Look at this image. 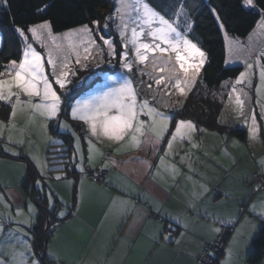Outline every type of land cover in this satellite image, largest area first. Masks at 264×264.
Here are the masks:
<instances>
[{
  "label": "crops",
  "instance_id": "1",
  "mask_svg": "<svg viewBox=\"0 0 264 264\" xmlns=\"http://www.w3.org/2000/svg\"><path fill=\"white\" fill-rule=\"evenodd\" d=\"M259 22L242 40L224 39L226 67L241 66L245 73L243 61L261 63H254L241 84H236L239 75L227 85L219 117L224 133L196 126L202 131L192 133L191 138H177L168 150L175 122L181 120L176 114L185 99L175 107L148 100L159 111L173 116L168 134L155 146L143 143L144 137H139V147H132L129 139L121 143L103 136L98 139L88 124L72 119L70 112L67 120H61L60 115L47 120L23 105L17 107L13 119L9 115L6 120L0 119L2 124H17L14 133L18 134L14 141L6 134L0 138L2 257L9 264H13L14 255L19 260L20 253H24L26 264L39 259L25 246L30 243L33 248L40 226L46 238L43 253L49 264H199L204 246L214 244L222 235L220 264H249L252 240L264 225V186H258L253 178L256 171L264 175V82L260 75L264 71V43L259 45L264 25L258 26ZM106 75L112 74L99 76V84L71 103L102 89ZM80 82L73 88L80 87ZM133 83L138 99H144L136 80ZM237 95L244 101L242 106L236 104ZM21 100H27L22 93ZM11 111L9 106V114ZM51 126L71 136L72 176L60 166L48 165L47 153L60 143L51 134ZM235 130L244 131L243 140L230 134ZM93 172H106L105 181L92 180L89 174ZM58 176L61 179H56ZM49 196L54 210L48 208ZM252 205H256L255 213L250 210ZM61 211L67 213L63 219L58 216ZM41 214L44 221L39 220ZM258 264H264V259Z\"/></svg>",
  "mask_w": 264,
  "mask_h": 264
},
{
  "label": "snow or ice",
  "instance_id": "2",
  "mask_svg": "<svg viewBox=\"0 0 264 264\" xmlns=\"http://www.w3.org/2000/svg\"><path fill=\"white\" fill-rule=\"evenodd\" d=\"M0 2L7 3V0H0ZM243 5L256 7L254 0H243ZM182 11L183 6L181 5L180 11L173 13V16L177 19L172 20L166 18L164 14L155 10L148 3H142V0H119V7L114 9V13L120 18L121 30L119 34L122 40V50L120 52H117L112 39L103 36L100 37L103 45H98L88 25L71 29L59 35L53 34L51 23L47 20L31 25L26 29L17 27L16 32L24 41L22 55L19 61L11 60L6 66L11 79H0V101L7 103L12 108L9 119H13L16 116L17 107L23 105L29 106L31 110L40 113L47 120L59 117L62 106L68 97L66 93L58 92L57 87H54V85L58 86L59 89H64L66 84L70 83L68 77L76 75V72L80 70L71 68L69 57L75 54V64L81 65V68H86V64H81L80 55L77 51L79 45L72 39L74 36L78 38L79 44L85 45V60L89 58L91 51L95 49L99 52L101 59L104 55L109 57V64H111L112 59H118L121 68L126 69L127 73L133 72L134 63L129 59L128 43H123L131 23L139 25V31L135 26L131 28L130 43L134 51L135 65L146 64L151 54L152 62L161 65L158 69L159 72L163 73L165 67H169V73L172 74L169 83L177 90L178 95L186 97L187 92L185 89L187 88L190 91L191 85L196 82V78L206 62V55L197 43L186 38V33L178 30V17L182 14ZM130 13L135 15H129ZM111 18L109 16L105 20ZM92 24L97 26V31L100 30L98 27L99 21H92ZM153 24L156 26L153 27ZM260 25H264V10H261V21L258 26ZM145 26L147 27L146 35L151 38L150 42H143L140 39L145 35ZM220 27L223 28V24ZM106 28L107 23L105 24ZM188 30H191V25H188ZM85 37L87 38L86 44ZM30 39L31 41H38L41 47L48 49L47 70L44 56L36 50ZM47 41H51L52 46H49ZM65 41H67V44L64 43ZM235 43L238 44L239 42L236 41ZM104 46L107 47V53L104 52ZM241 51H243L242 48ZM157 54H159V57L168 55L169 59H158ZM172 54H174V62ZM261 55L264 56V53ZM247 67L251 68L252 65L248 64ZM136 70L141 76L148 75L150 79L153 78L150 73H145L138 67ZM4 74V72H0V77ZM245 75L244 72H241L236 84H241ZM260 75L262 82H264V71ZM154 79L157 86L165 83L164 76L155 77ZM167 86L165 84V87ZM148 87L151 88V84ZM13 89L18 91H13ZM235 91V86H233V92ZM257 92H259V88H257ZM21 93L28 99L21 100ZM34 97L40 99L33 100ZM13 98L15 99L13 100ZM229 98L231 99V96ZM243 103L244 101L237 95L236 104L242 106ZM68 109L70 117L88 124L89 131L98 139L103 136L114 143H121L129 139L132 147L140 146L139 137L145 138L143 141L145 144L158 145L168 134L169 126L173 120L172 115L159 111L147 99H138L137 89L134 87L132 78L127 74L106 75V83L102 89L87 98L75 100L74 103L68 105ZM262 115H264V112H262ZM145 116L148 118L147 120L141 119ZM253 124H255L254 116ZM57 126L60 127L59 124ZM0 127H3L2 123H0ZM64 127L67 128L68 126L64 125ZM196 131H202V129H197L191 120L181 119L176 121L175 130L171 132V138L167 142V149L172 148L173 141H176L177 138L180 140L185 137L191 138L192 133ZM78 150L79 138H77ZM91 151L92 145L89 142V152L91 153ZM12 154L19 155L18 153ZM167 154L168 151L166 150L165 155ZM160 159L163 163L164 157ZM181 159L183 160V157ZM141 163L151 167L147 161H141ZM171 170L176 171L174 166ZM81 171H83L82 167ZM56 179H61V177L58 176ZM37 184H39V181H37ZM48 199L49 208L54 210L55 206L51 196ZM250 210L255 213L256 205H252ZM66 215L67 213L63 211L58 213L61 219ZM228 223H231V221H228ZM214 231L219 233L220 229L216 228ZM163 239L169 240L170 237L164 236ZM25 247L28 251L32 250L30 243ZM229 254L231 255V253ZM23 257L24 253H20V259L16 260L14 255L13 264H26ZM0 264H9V261L0 256ZM32 264H43V261L33 259Z\"/></svg>",
  "mask_w": 264,
  "mask_h": 264
},
{
  "label": "trees",
  "instance_id": "3",
  "mask_svg": "<svg viewBox=\"0 0 264 264\" xmlns=\"http://www.w3.org/2000/svg\"><path fill=\"white\" fill-rule=\"evenodd\" d=\"M145 2L172 20L177 19L173 13L180 11L182 5L183 11L178 17V30L186 33V38L197 43L206 55V62L201 69L200 76L176 117L191 120L197 127L219 134L224 133L225 127L219 124L225 100L224 92H226L227 85L242 72L241 66L226 67L224 39L242 40L246 38L261 20L264 0H254L256 7L253 8L244 6L243 0H145ZM113 10V0H7V3L0 2V72H6L9 61H19L21 58L22 43L16 32L17 27L26 29L47 20L51 23L53 33L58 34L80 28L83 25L90 26L92 21H102L110 16ZM221 24L223 28L220 27ZM188 25H191L190 31ZM262 63L264 68V61ZM101 73L106 72L102 70ZM83 78V75L79 76L77 81H82ZM83 80H87L86 85L73 88L77 82L76 79L74 80V85L67 93L68 98L62 106L61 120L68 119V105L75 98L84 94L92 85L96 86L100 83L99 75ZM8 115L9 106L0 103V119L6 120ZM50 132L60 139V143L52 146V150L47 153L48 165L64 164L63 171L69 176L74 175L73 163L62 161L69 159L71 154V136L59 133L57 128L52 126ZM230 134L240 140L244 139L243 130H235ZM57 148L61 150L55 151ZM20 159L23 160V158ZM28 169L30 176L32 169L29 164ZM39 220L44 221L42 214ZM49 225H51V219ZM39 227L33 242V253L43 261V264H49L43 253L46 238ZM46 237L48 238V235ZM203 252L204 250L200 257L203 256ZM223 252L224 248L217 256L215 264L221 263ZM208 257L214 258L215 255L209 253ZM263 259L264 225L252 240V251L247 261L249 264H258Z\"/></svg>",
  "mask_w": 264,
  "mask_h": 264
},
{
  "label": "rangeland",
  "instance_id": "4",
  "mask_svg": "<svg viewBox=\"0 0 264 264\" xmlns=\"http://www.w3.org/2000/svg\"><path fill=\"white\" fill-rule=\"evenodd\" d=\"M113 3H114V9L119 7V0H113ZM142 3H146L145 0H142ZM247 8H249V7H247ZM141 12H142V7H141ZM129 15H135V14L134 13H130ZM110 16L112 18L107 20V21L105 19L102 20V21H99V25H98V27L100 29L99 31H97V26L93 25V24H91L89 26V28L92 30V36L96 39L98 45H101V46L103 45V41L100 39V37L103 36L105 38L112 39L114 44H115L117 52H120L122 50V48H121L122 40H121V37H120V34H119L120 30H121V28H120V18H119V16H117L114 13V10H113V13ZM126 19H127V17H126ZM106 23H107V28L105 29V24ZM134 26L137 27V30L139 31V25L137 23L129 24L128 31L126 32V36H125V38L123 40V43H128L129 59H131L133 61V63H134L133 72L127 73L126 69L121 68L120 64L118 62V59H112L111 60V64H109V62H108L109 61V57L107 55H104L103 59H101V56H100L99 52L96 51L95 49H93L91 51V55L89 56V58L87 60H85L84 59V56L86 55V53L84 52V46L85 45L79 44L78 38L74 36L72 39L75 42H77V44L79 45L78 48H77V51L79 52V55H80L81 64H86V68H81V65L75 64L76 55L72 54L69 57L70 66H71V68L73 70H76V69H80V70L76 72V75H74V76L70 75L68 77V80L70 81V83L66 84V87L64 89H59L60 92H64V93L67 92L68 93L69 91H71V87H72V85H74V80H71L73 77H77L78 78L79 76L82 77V75H83L84 78L91 77L93 75L102 76V75H104L103 73H101V71L103 70V71H105L108 74H127L128 76H130L132 78V80H134V81L136 80V83H137L138 87H140V89H141V95L144 92V94H143V97H145L144 99L153 100V102H155L156 104L158 103L160 106L164 105V103L165 104L168 103L170 106L175 107V106H177L179 104L180 101H184V99H186V97L188 96L190 91L193 89L195 83H193L191 85V90L190 91L187 88L185 89L186 92H187V96L186 97L185 96H181V95H178L177 90L172 86L171 83H169L170 75H172V74L169 73V67L166 66L165 67V71L163 73L159 72L158 69L161 67V65L159 63L154 64L152 62L151 54L149 56V61H147L146 64H144V65H135L134 51L132 50V45L130 43L131 35H132L131 34V28L134 27ZM155 26L156 25L153 24V27H155ZM62 33H64V32H62ZM62 33H58V34L53 33V34L54 35H59V34H62ZM146 33H147V27L145 26V35L142 36L140 39L143 42H150L151 38L149 36H147ZM256 35L257 34L252 35V37H255ZM19 38L21 40L22 49H23V47H24L23 38L22 37H19ZM257 38H261V37L257 36ZM84 39H85V44H86L87 43V38L85 37ZM30 42H32L33 46L36 48V50L41 52L42 55L44 56V58H45V67H46V70H47L48 66L46 64V60H47V51H48V49L41 47L40 43L38 41H31V39H30ZM47 43L49 44V46H52L51 45V41H47ZM64 43L67 44V41H65ZM263 43H264V38L260 39L259 45L261 46V45H263ZM22 49H21V55H22ZM107 51H108L107 47L104 46V52L107 53ZM262 53H264V48L261 51V54ZM157 58L158 59H163V60H168L169 59L168 55H165L163 57H159V54H157ZM172 60L174 62V54H172ZM242 63H243L242 64L243 67L245 68V74L246 75L250 74L249 71L251 69H253L254 63H257V66L259 64H261L259 60H255L254 62H250V63L247 60H245ZM248 64H251L252 67L248 68L247 67ZM245 65H246V67H245ZM113 66H115V67H113ZM137 67L140 70H142L143 72H145V73H150L153 78L150 79V77L148 75L141 76L139 74V72L136 70ZM200 73H201V71H200ZM159 76H164L165 83L157 86L155 84V79L154 78L155 77H159ZM199 76H200V74L197 76L196 81L199 78ZM0 79H5V80L11 79V76H9L8 71L6 70L4 76H2ZM83 79L79 83L80 87H82V86L87 84V80L84 81ZM141 81H143V83H141ZM149 84H151V86H152L151 88L148 87ZM165 84H167L168 86L165 87ZM56 87H58V86H56ZM14 90L15 89H13V91ZM34 98H32V99H34ZM27 99H28V97H27ZM38 99H40V98H38ZM16 129H17V124L6 125L5 123H3V127H0V138H3L5 136V134H6V137L9 140L14 141V139H16L18 137V134L14 133ZM62 161L72 162V159H68L67 158V159H63ZM54 166H60V167L63 168V166H65V165L64 164H56ZM48 208H49V206H48ZM1 252H2V248H0V256H2Z\"/></svg>",
  "mask_w": 264,
  "mask_h": 264
},
{
  "label": "built area",
  "instance_id": "5",
  "mask_svg": "<svg viewBox=\"0 0 264 264\" xmlns=\"http://www.w3.org/2000/svg\"><path fill=\"white\" fill-rule=\"evenodd\" d=\"M106 175V172H93L89 174V177L97 183H103ZM253 178L257 185L264 186V175L260 171H256L253 174ZM224 238L225 235L219 236L214 244L204 246L203 256L198 261L199 264H215L217 256L223 251ZM209 253H213L215 257H208Z\"/></svg>",
  "mask_w": 264,
  "mask_h": 264
}]
</instances>
